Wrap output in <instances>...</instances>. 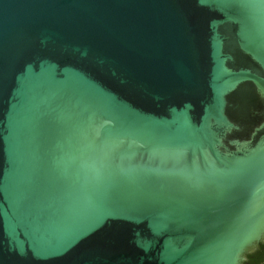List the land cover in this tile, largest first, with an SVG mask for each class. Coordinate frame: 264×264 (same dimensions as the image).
<instances>
[{
    "label": "water",
    "instance_id": "obj_1",
    "mask_svg": "<svg viewBox=\"0 0 264 264\" xmlns=\"http://www.w3.org/2000/svg\"><path fill=\"white\" fill-rule=\"evenodd\" d=\"M261 185L264 0H0V264H243Z\"/></svg>",
    "mask_w": 264,
    "mask_h": 264
},
{
    "label": "trees",
    "instance_id": "obj_2",
    "mask_svg": "<svg viewBox=\"0 0 264 264\" xmlns=\"http://www.w3.org/2000/svg\"><path fill=\"white\" fill-rule=\"evenodd\" d=\"M264 242L258 244L256 249L245 255L243 264H264Z\"/></svg>",
    "mask_w": 264,
    "mask_h": 264
},
{
    "label": "snow or ice",
    "instance_id": "obj_3",
    "mask_svg": "<svg viewBox=\"0 0 264 264\" xmlns=\"http://www.w3.org/2000/svg\"><path fill=\"white\" fill-rule=\"evenodd\" d=\"M258 194L261 195V197H264V185H261L260 189L258 190Z\"/></svg>",
    "mask_w": 264,
    "mask_h": 264
},
{
    "label": "flooded vegetation",
    "instance_id": "obj_4",
    "mask_svg": "<svg viewBox=\"0 0 264 264\" xmlns=\"http://www.w3.org/2000/svg\"><path fill=\"white\" fill-rule=\"evenodd\" d=\"M261 242H264V239H263ZM261 242H260V243H261ZM260 243L258 242V243L256 244V246H255L252 250H250V251H253L254 249H256V247H257L258 244H260ZM263 250H264V249H263ZM250 251H249V252H250ZM249 252H248V253H249ZM248 253H247V254H248ZM247 254H246V255H247ZM263 257H264V253H263Z\"/></svg>",
    "mask_w": 264,
    "mask_h": 264
}]
</instances>
